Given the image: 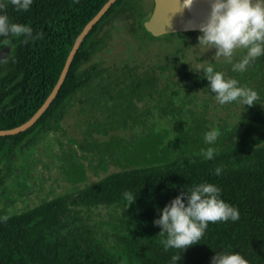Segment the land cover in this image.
Masks as SVG:
<instances>
[{
    "label": "trees",
    "instance_id": "16d2710c",
    "mask_svg": "<svg viewBox=\"0 0 264 264\" xmlns=\"http://www.w3.org/2000/svg\"><path fill=\"white\" fill-rule=\"evenodd\" d=\"M106 1L32 0L27 11H17L12 0H0V13L7 14L11 22L30 26L35 37L25 40L24 36H0V48L11 46L8 58L0 62V129L18 126L35 113L56 83L74 40ZM127 1L116 0L85 36L56 98L41 117L24 132L0 137V164L3 163L5 170L0 182L9 177L12 184V173L20 178L19 170V173L15 168L7 171L5 165L17 163L22 157L16 156L17 153L36 152L35 146L50 131L45 128L49 119L59 120L60 114H51L50 110L60 99L94 90L98 95H92L93 105L100 97L114 99L116 95L129 106L133 97L144 92L151 95L153 91L162 97V90L153 89L155 83L164 80L167 88L177 76L190 80V86L207 87L203 76L187 70L183 53L191 38L201 33L152 36L143 27V21L150 16L153 6L146 10L140 0L134 2L139 9L137 28L152 40L164 39L166 46L162 48L166 55L148 64L143 75L136 64L138 59L130 57L132 66L124 63L120 68L112 61H95L112 31L117 33L113 27L112 31L101 30L102 25ZM237 60L234 58L233 62ZM225 63L229 73L240 75L241 86L257 92L253 104L258 100L264 102V56L249 64L248 74L246 70L234 72L232 64ZM214 67L221 71L222 66ZM7 92L14 96L12 107L4 102ZM193 96L196 97L194 91H186L185 97ZM168 107H171L169 116L171 111L175 112L173 116L181 115L182 107H176L170 98L164 108ZM184 112L187 119L197 117L190 108ZM257 134L258 139L254 136L239 148L214 153L212 159L202 155L179 156L152 166L111 172L27 210L0 215V264H172L171 257L178 250L164 248L166 237L153 224L158 218L157 209L163 208L184 186L205 181L220 187L221 198L239 210V219L210 222L203 236L179 253L177 264H210L215 252L221 251L239 252L248 264H264V130ZM255 139L261 143L255 144ZM217 167H222L218 176L214 174ZM11 189L19 193L18 186L13 184ZM125 192L134 194V200L142 204L135 205L128 216L120 218L119 226L112 232L118 247H108L101 231L96 232L80 212L88 213L99 206H123L128 202L123 196ZM2 196L11 197L0 190Z\"/></svg>",
    "mask_w": 264,
    "mask_h": 264
},
{
    "label": "rangeland",
    "instance_id": "374dc122",
    "mask_svg": "<svg viewBox=\"0 0 264 264\" xmlns=\"http://www.w3.org/2000/svg\"><path fill=\"white\" fill-rule=\"evenodd\" d=\"M134 2L127 1L102 25L101 30L112 31L113 27L117 33L115 35L112 31L105 49H100L95 61H112L120 68L124 63L132 66L130 57L138 59L136 64L140 65L143 75L148 64L160 61L166 55V50L162 48L166 46V41L152 40L137 28L139 9ZM140 2H144V9L151 10V0ZM199 35L191 38L189 46L183 50L187 70L191 69L193 75L203 76L202 69L207 66L203 62L208 61L214 66H222L225 78L238 81L240 75L228 72L227 59L214 57L215 49L196 47ZM242 55L243 51L237 50L233 59H240ZM250 67L246 68L247 74ZM182 78L175 77L167 88L164 80H159L153 89L162 90V97L153 91L150 93L152 96L144 92L133 97L129 106L114 94V99L100 97L93 105L94 100L91 102L90 99L92 95H98L94 90L74 96L63 121L62 136L59 132L56 134L62 142L60 147L52 150V139L40 140V144L35 146L36 152L17 153L16 156H22L18 162L9 167L5 165L7 171L15 168L21 176L15 178L12 173V184L9 177L1 179V192L11 197L0 198V215L27 210L57 194H68L75 188L93 183L111 172L152 166L179 156L193 158L202 155L201 150L208 147H213L214 153L227 151L247 144L254 136L259 138L257 133L264 130L262 100L251 106L239 101L220 105L205 86H190L191 81ZM188 90L194 91L196 97H185ZM168 98L174 101L176 107H182L180 116H173L174 111L170 112L171 116L168 115L171 107L164 108ZM189 108L197 113L196 118L187 119L183 111ZM212 128L221 131L214 144L209 145L204 142V134ZM257 139L254 143L260 144ZM2 165L0 176L4 177ZM23 180L29 182L27 188L20 187L19 183ZM13 184L19 187V193L13 192ZM129 203L94 207L88 213L81 211L80 214L96 232L101 231L108 247H118L112 236L114 227L119 226L120 218L128 216L135 205L142 204L136 200Z\"/></svg>",
    "mask_w": 264,
    "mask_h": 264
},
{
    "label": "clouds",
    "instance_id": "9594fccd",
    "mask_svg": "<svg viewBox=\"0 0 264 264\" xmlns=\"http://www.w3.org/2000/svg\"><path fill=\"white\" fill-rule=\"evenodd\" d=\"M176 11L190 8L193 0H175ZM17 11H27L32 0H12ZM197 45L215 49L214 57L226 58L232 64L234 72H243L255 59L264 56V0H210V12L205 23L200 25ZM33 37V29L25 24L11 22L7 14L0 13V36ZM39 34H37L38 36ZM194 49V48H193ZM242 50L241 58L233 62L234 53ZM202 69L203 79L208 82L207 89L220 105L239 101L251 106L257 98L254 89L241 86L234 78H225V74L215 70L212 62L205 61ZM215 128L205 132L204 142L212 145L217 140ZM205 159H212L213 147L201 150ZM222 167L214 169L220 175ZM130 202L135 195L123 193ZM158 218L153 224L160 228L159 234L165 236L164 248L178 250L171 257L177 264L179 253L195 244L208 228L209 223L217 221H236L239 210L221 198V189L216 184L200 182L184 189L171 199L163 208L157 209ZM210 264H248L239 252H215Z\"/></svg>",
    "mask_w": 264,
    "mask_h": 264
},
{
    "label": "water",
    "instance_id": "95a60500",
    "mask_svg": "<svg viewBox=\"0 0 264 264\" xmlns=\"http://www.w3.org/2000/svg\"><path fill=\"white\" fill-rule=\"evenodd\" d=\"M116 0H107L98 12L86 23L72 44L65 59L59 77L52 90L45 98L43 103L35 113L22 124L9 128L0 129V137L15 135L29 129L47 110L69 71L73 58L80 47L83 39L92 29V27L102 18ZM183 3V0H180ZM210 12V0H193L190 8H184L182 11H176L175 0H153V8L150 16L143 21V27L154 37H160L166 34L177 32H200V25L205 23ZM9 54V46L0 49V61Z\"/></svg>",
    "mask_w": 264,
    "mask_h": 264
},
{
    "label": "flooded vegetation",
    "instance_id": "af4514ba",
    "mask_svg": "<svg viewBox=\"0 0 264 264\" xmlns=\"http://www.w3.org/2000/svg\"><path fill=\"white\" fill-rule=\"evenodd\" d=\"M9 46V54H10V50H11V46L10 44H6L5 46ZM5 46L1 47L0 49H3ZM8 54V56H9ZM8 56L4 59H2L0 62H2L3 60H6L8 58ZM39 85H42L43 84H39ZM38 85V86H39ZM11 87V85H10ZM53 88V87H52ZM9 90V89H7ZM52 90V89H51ZM50 93V92H49ZM48 93V94H49ZM48 96V95H47ZM46 96V97H47ZM57 96V95H56ZM55 96V98H56ZM45 97V98H46ZM54 98V99H55ZM72 98L71 95H69L68 97H65L64 99H60L58 102H56L55 106H53V108L50 110V113L51 114H54V113H58L60 114V117H59V120L56 121V119L53 117L51 119H49V121L47 122V126H45L46 129L50 130L47 134H44L40 140H48V139H52L53 141V145H52V150H55L56 148L60 147V145L62 144V142L58 139V137L56 136V134H58L59 132V135L62 136V130H63V121L64 119L66 118V113L69 111L70 107H71V104H72ZM4 99V102L6 104H9V107H12V101L14 99V96L12 93L10 92H7V95L3 98ZM53 99V100H54ZM45 100V99H44ZM53 102V101H52ZM51 102V103H52ZM43 103V102H42ZM50 106V105H49ZM48 106V107H49ZM11 109V108H10ZM48 109V108H47ZM12 110V109H11ZM60 136V137H61ZM59 137V138H60ZM39 140V141H40ZM19 176H21V173H19ZM29 185V182L27 180H23V182L20 183V187L21 188H24L25 186ZM87 185V184H86ZM26 192V191H24ZM29 192V191H28Z\"/></svg>",
    "mask_w": 264,
    "mask_h": 264
}]
</instances>
